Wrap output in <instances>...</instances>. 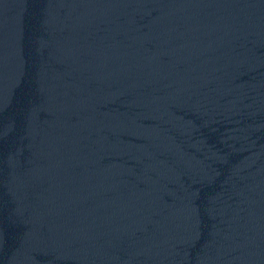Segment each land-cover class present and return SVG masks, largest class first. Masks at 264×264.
<instances>
[{
  "label": "water",
  "instance_id": "95a60500",
  "mask_svg": "<svg viewBox=\"0 0 264 264\" xmlns=\"http://www.w3.org/2000/svg\"><path fill=\"white\" fill-rule=\"evenodd\" d=\"M0 264H264V0H0Z\"/></svg>",
  "mask_w": 264,
  "mask_h": 264
}]
</instances>
